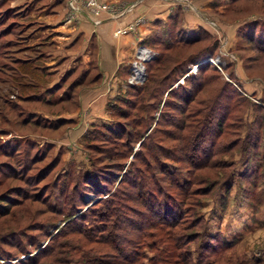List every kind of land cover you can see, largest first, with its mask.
<instances>
[{
	"label": "rangeland",
	"instance_id": "374dc122",
	"mask_svg": "<svg viewBox=\"0 0 264 264\" xmlns=\"http://www.w3.org/2000/svg\"><path fill=\"white\" fill-rule=\"evenodd\" d=\"M20 1L23 4L18 5L19 3H15ZM73 1L66 0L68 12L70 13H73L76 7V5H71ZM27 4L22 0H0V32L2 30L4 33V29H8L6 33L10 34L5 39L1 38L2 42L10 39L13 42L20 41L19 46L31 44L23 35H20L25 28L17 23L27 22L26 18H22L26 16ZM240 4L237 10L233 8L228 12L231 15L234 14L235 19L243 16L245 20L241 21L247 23L243 24L245 25L244 28H250L248 31L247 29L241 31L243 25L240 27V32L236 36L239 40L238 45H233L234 43L229 45L227 35L222 34L221 29L216 28L215 24H209L217 32L215 34L219 44V52L217 49V52L212 56V58H217L219 65H222L216 66L218 67L216 68L217 72L221 75L222 80L229 82L226 77H232L239 87L238 90L246 97L245 101L240 105H236L233 109V120L239 119V117L244 120L245 128L242 131V137H244L247 132L246 128L251 127L253 124L255 111L260 112L262 108L264 109V58L254 46L256 43L247 40L252 39V37L255 39L259 33V28L264 24V2L254 4L242 0ZM7 7L9 8L6 9ZM211 13H214V11ZM255 25H257L256 29L254 28ZM18 30H20V33H17ZM241 32H246L248 35H242V38H240ZM261 34H264V27ZM38 35L40 37L44 36L43 32L38 33ZM2 42H0V49H3ZM245 44H247L246 47H244ZM237 47H241L240 50ZM14 48L18 47L17 45L14 47L12 44L6 53L0 50V53L2 52L0 54V199L14 198L17 201L8 200V203H6L8 211L0 213V253H3L5 258L11 257L4 259L8 262L21 259L23 264L35 260L39 264H77L76 262H80L79 264H99L96 261L100 258L106 260L103 253L111 251L110 246L105 243L87 241L83 234L75 232L74 226L78 223L73 226H69L67 223L73 212L77 215L84 214L85 222L88 223V220L92 218V209L95 206L93 204L100 199V196L97 193L87 194L85 192L88 191L87 187L81 183V179L60 180L63 179L60 177V173L70 171L75 174L77 170L81 172L83 168L85 170L90 168V165L92 167V160L96 169H98V163V166L102 168L112 169L111 166L105 165L108 162L118 160L124 162L123 160H125L113 156L115 150H118L115 148L127 144V137H131L133 133L141 134L147 125H150L147 132L151 131L150 135L154 140L159 141V138H162L164 146L169 147V149H179L184 141L174 139V137L164 138V133L168 132L167 130H172L177 135L179 133L182 135L191 134L193 126L183 132L185 128L183 119H186L185 115L189 112L190 117H195L196 110L194 109L200 108L195 103H199L201 97L199 95L192 106H186L183 103H178V100H173L172 102H175L174 107L180 108L172 109L168 105L173 103L167 101L172 100L169 99L170 96L167 97L166 93L161 95L162 88H152L151 86L155 85L152 83L143 93L144 100L136 99L135 96L131 102L118 99L117 102L112 103L115 100L111 99L109 101L111 98L109 94L94 100V97L102 89L99 90L97 87L96 89H85L93 86L91 82L84 81L79 84L82 77L69 79L68 72L70 70L64 71L62 75L57 74L60 69H54L55 64L53 66L48 65L50 56L39 58L42 50L38 45L31 47L28 53H19L18 49ZM210 57H207V59L209 60ZM23 58H36V64L47 66L48 75L44 71L39 77H34L31 73L32 76H29L31 79L15 78L14 75L20 76L21 73L15 72L14 68L21 66L20 61ZM144 58H147V56H144ZM207 59L201 62L196 61L193 66L187 64L182 66L186 70L190 67L189 72L196 73L200 63ZM52 67L55 71H52ZM236 74H239L242 81L237 78ZM187 75L186 73L184 76ZM183 78L177 81L176 86L178 82L181 84L184 82ZM64 80L65 82L62 84ZM127 80L131 83L130 79ZM26 82L35 83L36 85H29L26 88ZM71 82L77 84L68 91ZM219 85L221 84L216 82L212 86ZM135 90L133 89L134 92L132 90L128 91L137 94ZM32 93L35 95L24 98V96ZM19 95L22 97H19ZM161 96L166 98V104L161 102L155 113L158 97ZM154 100H157L156 103ZM224 100H226L225 97L222 98V102L227 101ZM53 101L57 104L52 105ZM122 102L125 104H122ZM15 103L19 105H14ZM130 103H136V108L128 107L127 104ZM144 104L146 105L142 114L146 118L140 122L138 121L140 106ZM202 107L204 109L205 106ZM217 111L214 108L213 114L218 113ZM202 113L196 117L201 118ZM152 115L155 116V119H159L157 123L154 120L152 122ZM167 115L175 116L172 118L175 119L176 127L173 128L167 125L168 122L165 120ZM70 118L73 119L70 120ZM37 120L38 122H36ZM137 122L138 124L141 123V127L140 124L136 125ZM233 123L234 125L238 124ZM114 126L116 130L114 129L113 132L107 129H113ZM236 130L234 128L224 130V134L220 137L222 142H229L237 138ZM115 135H118L117 138ZM242 137H240L239 144L234 147L236 150H232L233 153L220 154L213 158L218 166L226 163L227 160H232V165L226 166V168L214 167L212 170L204 168L193 171V168L187 162L182 164L184 169L175 165L170 167L178 174L180 181L184 182L187 187L189 186L191 190L198 188L206 190L209 188V186L204 185L205 181L198 182L195 180L194 183L191 180L192 173L197 177L205 176L207 169L209 172L217 171L218 175H211L212 179L222 178V180H215L217 184L205 191L206 194L193 195V200H202V206L198 210L201 220L197 227L179 229L181 233L196 232L201 235L200 240L197 239L196 244L192 245V249L203 250V256H205V249H202L205 243L204 232L214 234L218 228L222 229V226H224V230L230 231H223L222 234L231 242L230 245L235 241L231 248L224 247L218 250L219 253L217 254H211L206 258L202 257L201 264H264L263 260H261L262 263H256L254 258L258 255L259 250L264 248V152L262 151V159L260 160L257 159L256 154H253L251 159L248 156L249 164L252 165L246 167L245 155L240 153L241 149L239 147L242 144ZM10 139H15L17 144L15 143L12 149L7 151L3 143L10 141ZM200 139L203 138L199 137L196 145H199L202 149V145L209 143V139L208 137L206 138L208 140L201 141ZM142 141L138 139L134 143V150L140 147ZM132 157L133 155L127 159L125 167L132 160ZM6 164H13V166L10 167ZM256 164H260L259 172L254 170ZM46 167L49 168L43 171ZM248 169L252 172L248 173ZM40 173H44V175L37 178ZM115 174V178L122 175L118 172ZM247 175H249V178ZM157 176L161 175L157 174ZM157 181L160 184L168 185L166 180ZM102 184L112 188L118 185H120L119 187L125 186L130 190L126 183L119 184L118 178L117 180H108L106 184ZM54 192L55 198L59 194V202H56V205L58 207L64 205L66 212L56 213L53 209L47 207L48 194ZM83 192L87 195L84 201L80 199ZM18 202L20 204H16ZM70 207L72 209H69ZM1 211L3 210L0 208ZM68 211L72 213L66 215ZM127 214L130 216L133 213L128 212ZM133 217L136 216L133 215ZM12 230L16 231L15 234H19V236L15 237L14 235L15 238H13L10 235ZM58 230L61 233H69L55 236L58 234ZM134 233L135 231L129 234ZM237 236L239 240H237ZM219 240L222 242L220 238ZM61 243H63V247L59 248L58 246ZM74 245H78L81 249L75 251ZM219 245L222 246V243H219ZM58 252L63 253V262L56 261L55 258H58ZM142 252L148 256L151 255L146 247L142 248ZM261 252L263 253V251ZM248 253L250 255H247ZM93 258L96 259L93 260ZM143 260L146 262L147 258ZM100 264L103 263L100 262Z\"/></svg>",
	"mask_w": 264,
	"mask_h": 264
},
{
	"label": "trees",
	"instance_id": "16d2710c",
	"mask_svg": "<svg viewBox=\"0 0 264 264\" xmlns=\"http://www.w3.org/2000/svg\"><path fill=\"white\" fill-rule=\"evenodd\" d=\"M244 1L252 2L254 4L257 2H264V0ZM8 8L9 7L6 9ZM26 10H28V8H26ZM257 25L254 26L255 29ZM244 26L245 25L242 26L241 31L242 29L244 31H246L245 29H247V31L250 29L244 28ZM263 27L264 24L259 28V33L255 39L252 37V39L249 38L247 40L254 44L256 43L254 46L264 58V34H261ZM4 30V33L2 30L0 32V39H5L6 36L10 35L9 33H6L8 29ZM238 32H240V28ZM17 33H20L19 30ZM240 34V38H242V35H248L246 32H241ZM194 36L195 35H191L189 37L184 35L181 38L180 47L175 48L174 51L168 52L167 50H161L159 55L146 66L145 81L139 86L128 88L124 94L119 95L115 101L112 102L115 103L118 99H125L124 101L131 102L135 96L136 99L144 100L145 97H143V93L152 83L155 84L151 86L152 88H162L163 91L161 95L166 93L167 97L170 96L169 99L172 100L167 101L173 103L172 105H168L172 109L180 108L176 106L174 107L175 102H172L173 100H178V103H183L186 106H192L193 102L195 103V100L200 95L199 97H201V99L199 103H195V105L200 106V108L194 109L196 110L195 117H190L189 112V114L185 115L186 119H183V123L185 124L184 130L182 129L183 132L187 128L189 129L193 126L192 133L183 135L179 133L177 135L172 130H167L168 132L164 133V138L174 137V139L183 140L184 144L177 150H174L173 148L169 149V147L162 144V138H159V141L152 138L150 135L151 131L147 132L150 125H147L141 134L136 132L133 133L131 137H127V144L115 148L118 150H115L113 156L115 158H124L125 160H123L124 162H120V160L108 162V164L105 165L111 166L113 170L111 168H102L98 166L99 163L97 164L98 169H96L94 161L92 160V167L90 165V168H86L85 170L83 168L81 172L77 170L75 171V174L70 171L60 173V177L63 178L60 180L81 179V183L87 187L86 189L88 191H85L87 194L97 193L100 196V199L93 204L95 206L92 209V218L88 220V223L85 222L84 214L77 215L74 214L75 212L72 213L69 211L66 214L69 215L72 213L67 225L73 226L78 223L74 226L76 229L75 232L83 234L87 241L91 243H105L110 246L111 251L103 253L106 260L100 258L96 261L99 264L100 262L103 264H201L202 257L206 258L211 254H217L219 253L217 252L218 250H221L224 247L230 248L235 242L234 241L230 245L231 242L227 241L220 232L214 234H207L204 232L205 243L202 249H205V256H203V250H198V248L192 249V245L196 244L197 239H199L201 235L196 232H190L188 234L179 232V229L183 227L185 229H190L195 226L197 227L201 220V215L198 213V210L202 206V200H193V195L204 194L205 191L209 188H213L217 184V181L215 180H222V178L212 179L211 175L217 176L218 173L217 171L209 172L207 169L212 170L214 167L226 168V166L232 165V160H227L228 163L226 162L218 166L213 158L220 154L227 155L229 152L233 153L235 149L234 147L239 144L240 137L243 135L242 131L245 128L243 118L241 119V117H239V119L236 118L233 120V109H235L236 105H240V103L246 100V97L238 90L239 87H237V84L234 85L230 81L222 80L221 75L216 70V65L208 61L200 63L196 73L193 71L189 72L190 67L186 70V68L182 66L184 64L193 66L196 61L201 62L204 60L206 53L213 56L214 53L217 52V49L219 52V44L217 40H212V46L208 47L204 46L202 41ZM24 38L27 39V37ZM0 42L2 41L0 40ZM2 43L3 49L0 50H2V52L4 51L3 53H6L12 44L14 47L17 45L18 48L14 49H18L19 53H28L31 50V47L34 46H19L20 41L13 42V40L10 39H6L5 42ZM195 44L197 46L196 48H193V45ZM246 45L247 44H245L244 47H246ZM240 48L241 47H238V50H240ZM2 52L0 54H2ZM187 54L189 55L187 56ZM41 57H45L42 52L39 58ZM36 62V58H23L20 61L21 66L14 68L15 72L17 71L21 74L20 76L14 75V77L31 79V77H29L32 76L31 73H33L34 77H39L44 71L47 72V66L38 65ZM186 73L188 75L185 77L184 75ZM46 74L48 75V72ZM182 78L184 79V82L182 84L178 82V85L176 86L177 81ZM230 79L233 80L232 77ZM64 82L65 80L62 84H64ZM79 82V84H82L84 80L81 79ZM216 82L221 85L213 87L212 85ZM76 84V82H71L68 86V91H70L69 89H73ZM29 85L35 86L36 84L31 82L25 83L26 88H28ZM133 89H136L135 91L137 94H132L128 91H133ZM178 90L180 91L177 92ZM31 95L33 96L35 94H29L28 96H24V98ZM19 97L22 96L19 95ZM173 97H175V99H173ZM224 97L227 100H224L226 102H222V98ZM146 99H148V97H146ZM158 99L155 113L161 102L166 104V98H163V96L160 98L158 97ZM154 101L156 103L157 100ZM55 103L56 102L53 101L52 105H55ZM122 104L125 103L122 102ZM135 104L136 103H130L127 105L134 109L136 108ZM14 105L18 106L19 104L15 103ZM145 105L146 104L140 106V116L138 118V121L140 122L146 118L145 115L142 114L145 110ZM201 105L205 106L204 109ZM214 108L218 110V113L213 114ZM260 112H257V110L255 111V117L252 121L253 124L251 127L246 128L247 132L244 137H242V144L239 146L241 149L240 153L245 155L246 167L252 165L251 163L249 164V159H251L253 154H256L257 159H262V149L264 146V109L262 108ZM201 113V118L196 117L201 115ZM38 115L37 117H39ZM172 117L175 116L167 115L165 120L168 122L167 125L174 128L176 127L175 119ZM151 120L152 122L153 120L156 121V123L159 121V119H155V116L153 115ZM36 122H38V120ZM197 122L199 123L197 124ZM233 122L238 124L234 125ZM139 124L137 122L136 125L141 127V123ZM230 128L237 129V138L223 143L220 137L224 134V130ZM107 129L110 132H113L114 129L116 130V127L114 126L113 129ZM117 136L118 135H115L116 138ZM199 137L203 138L202 140L200 139L201 141L209 139V143L203 142L205 144L202 145V149H200L199 145H196ZM207 137L208 139H206ZM138 139L143 141L140 143V147L134 150V143ZM149 140L151 142H148ZM15 143L17 144L15 139H10V141L3 143V146L9 151ZM195 150L198 152H195ZM131 155H133L132 160L125 167V163ZM184 162H187L193 168V171L207 168L206 175L208 174L209 177L206 175L197 177L192 173L191 180L194 183L195 180L198 182L205 181L204 185L209 186L208 189L202 190V188H198L191 190L189 186L187 187L184 182L180 181L178 174L170 169L171 165L184 169V166L182 165ZM6 165L10 167L13 166V164ZM129 165L131 166L130 169ZM48 168L49 167H46L43 171ZM260 168V164H256L254 169L255 172H259ZM116 172L122 174L120 177H117L119 184L126 183L130 187V190L125 186L119 187L120 185L114 188L111 186H103L104 184L102 183L106 184L108 180H117V178H115ZM247 172L251 173L252 170L249 171L248 169ZM12 173L16 174L15 172ZM44 173H40L37 178L44 175ZM157 174L161 176H157ZM247 177L249 178V175H247ZM157 180H166L168 185L160 184ZM86 197L87 195L83 192L80 199L84 201ZM10 199L16 201L14 198L0 199V208L3 210L0 213L8 211V209H6V203H8V200L10 201ZM56 202H59V194L56 195V198L55 192L48 194L46 200L47 207H50L56 213L67 211L65 210L64 205L58 207ZM16 204H20V202ZM69 209H72V207ZM128 212L133 214L129 216L127 214ZM133 215L136 217H133ZM134 231V234H129ZM15 232L16 231L14 230L10 232V235L13 238L17 235L19 236V234H15ZM57 233L58 234L55 236H58L59 234L66 235L69 232L61 233V231L58 230ZM219 238L222 242H220ZM219 243H222V246L219 245ZM58 247H63V243L59 244ZM143 247H146L148 251H150V256L142 252ZM73 248L77 251L80 247L74 245ZM62 254V252H58V258H55L57 262L64 261V259H62ZM8 258L11 257L8 256L5 258L4 254L0 253V264H23V260L21 259L11 262L4 260ZM144 258H147L146 262L143 260ZM95 259L96 258H93V260ZM36 261L37 260L24 264H39ZM76 263L79 264L80 262Z\"/></svg>",
	"mask_w": 264,
	"mask_h": 264
},
{
	"label": "crops",
	"instance_id": "0c3cea01",
	"mask_svg": "<svg viewBox=\"0 0 264 264\" xmlns=\"http://www.w3.org/2000/svg\"><path fill=\"white\" fill-rule=\"evenodd\" d=\"M22 1L28 3V10L22 17L27 22H18L25 28L21 34L30 45H38L45 57L50 56L48 65L55 64L54 69H60L57 74L70 70L69 79L82 77L91 82L93 86L85 89H102L94 100L107 94L111 95L109 101L115 100L128 88L142 84L148 63L161 50L169 52L180 47L184 35H195L204 46L211 47L212 40H217L211 23L227 35L229 45H236L237 30L245 23L241 21L245 20L243 16L235 19L228 13L233 8L237 10L242 0H74L73 13L68 12L66 0ZM42 32L44 36L40 37L38 33ZM205 55L204 59L210 57ZM213 64L222 66L219 62ZM133 75L135 79L129 83L127 79ZM236 76L242 81L239 74ZM223 227L216 233L230 232ZM257 254L253 255L256 263L264 261V248Z\"/></svg>",
	"mask_w": 264,
	"mask_h": 264
},
{
	"label": "built area",
	"instance_id": "2783aa9c",
	"mask_svg": "<svg viewBox=\"0 0 264 264\" xmlns=\"http://www.w3.org/2000/svg\"><path fill=\"white\" fill-rule=\"evenodd\" d=\"M73 4V2L71 3V5ZM75 9H76V7H75ZM208 60V59H207ZM212 63H216V64H218V60H217V58H210L209 59ZM136 73V76H137V71L135 72ZM139 76L141 77V75L139 74ZM133 79H135V76L133 75L131 78H130V80H131V82L133 81Z\"/></svg>",
	"mask_w": 264,
	"mask_h": 264
}]
</instances>
